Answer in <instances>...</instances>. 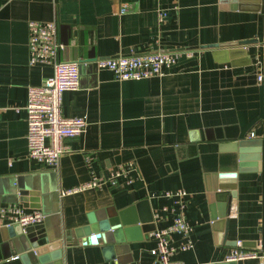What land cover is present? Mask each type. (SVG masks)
Listing matches in <instances>:
<instances>
[{
	"label": "crops",
	"instance_id": "1",
	"mask_svg": "<svg viewBox=\"0 0 264 264\" xmlns=\"http://www.w3.org/2000/svg\"><path fill=\"white\" fill-rule=\"evenodd\" d=\"M256 2L0 0V264H25L20 254L30 245L25 240L22 247L5 235L2 209L8 204L43 212L34 223L41 224L38 248L59 251L61 264H150L157 244L153 231L141 239L108 243L84 240L75 229L88 223L90 212L120 210L141 200L153 211L156 229H162L178 205L165 191L178 188L189 192L186 215L194 245L171 259L216 264L227 260L234 247L218 243L213 217L224 214L218 193L230 184L235 194L226 216L227 242L264 248V6L252 7ZM30 19L57 20L65 43L61 57L79 64V86L62 92V111L85 116L86 126L63 139L66 150L55 166L28 156L27 86L52 73L48 63H29ZM247 38L256 41L234 44ZM215 42L219 45H207ZM242 47L246 53L233 60L230 50ZM158 50L176 52L177 60L146 78L118 79L93 62L100 56ZM242 141L262 145L261 164L241 161ZM120 165L126 172L115 186L63 193ZM171 237L175 245L184 239L179 232Z\"/></svg>",
	"mask_w": 264,
	"mask_h": 264
},
{
	"label": "built area",
	"instance_id": "2",
	"mask_svg": "<svg viewBox=\"0 0 264 264\" xmlns=\"http://www.w3.org/2000/svg\"><path fill=\"white\" fill-rule=\"evenodd\" d=\"M123 5L121 10H125ZM164 12L161 13V16ZM29 63H48L52 73L40 84H28L25 104L27 122L28 156L38 160L43 165L55 166L60 155L66 150L63 139L81 134L85 130L86 118L83 115L67 116L62 111V92L66 89L78 88L80 82L79 64L76 60L64 59L61 51L65 43L60 38L59 22L57 20L39 21L30 19L27 22ZM177 60L173 51H151L147 53H126L117 56H100L93 62L98 68H107L118 79H139L162 74L165 66H170ZM263 79V75H259ZM254 135V132L251 133ZM126 169L120 165L108 175L92 174L89 180L63 190L74 192L87 187H98L101 184L117 185L118 178L125 174ZM165 195L174 196L178 204L173 208V219L166 227L153 230L157 239L155 247L151 248L154 261L150 264H186L174 261L171 256L177 250H187L194 245L191 235L192 225L186 215L189 192L184 188L169 189ZM6 224L18 222L29 225L40 222L44 214L37 208L25 211L20 204H8L2 209ZM155 216V215H154ZM156 218V217H155ZM179 232L183 241L175 245L171 234ZM259 258L251 262L250 259ZM264 248L261 250L245 249L239 241L227 255V260L241 261V264H263ZM119 264H142L129 262Z\"/></svg>",
	"mask_w": 264,
	"mask_h": 264
},
{
	"label": "water",
	"instance_id": "3",
	"mask_svg": "<svg viewBox=\"0 0 264 264\" xmlns=\"http://www.w3.org/2000/svg\"><path fill=\"white\" fill-rule=\"evenodd\" d=\"M239 1V0H232ZM243 1V0H241ZM255 4H252V7L260 8L261 5L264 6V0H255ZM235 3V2H233ZM243 5L244 2H240ZM235 6V5H234ZM249 7L251 5L249 4ZM256 41V38H247L239 41H235L234 44H246ZM208 46H218L219 43H210ZM246 48H232L230 50L231 58H234L242 53H246ZM238 53V54H237ZM91 60L92 58H88ZM232 60V61H233ZM250 145L252 148H249ZM240 150V159L241 161H248V159L257 160L261 159L262 145H257L255 143H249L242 141L239 146ZM249 152L252 153L249 155ZM261 164V160L259 161ZM235 188V185H222L220 186L221 192L218 193L221 197L220 200H223L218 204L219 206L224 207V214L213 213V217L216 218L219 229V239L218 243L227 244V245H236V242L229 243L227 242V233L229 227V219L226 217L230 211L231 199L235 192L230 191V189ZM25 190H20V194H27L28 192H23ZM225 193H227V198L225 200ZM216 197V194H211V199ZM32 198H29L31 201ZM216 201V198L211 200ZM145 200H141L138 203L129 205L120 210H115L113 207L97 209L95 212H90L88 214V223L84 226L78 227L75 229L77 236H84V240H89L90 242H96L97 239L102 238L105 242L108 243H121L124 240L130 239H141L145 236L150 235L149 233L156 229L155 216L151 209L144 208ZM31 207H39L40 205L37 202H31L29 204ZM214 206V205H213ZM217 206V205H216ZM135 208L139 209V212L136 213ZM224 215V216H222ZM220 217V218H218ZM223 217V218H222ZM41 224H29L21 225L18 222L5 224L3 231L7 238H11L13 241L18 243L20 246H24L26 241L29 242V246L23 248V252L20 254V258L25 264H61L60 262V252L53 251L51 249L49 252H42L38 248L37 239L40 238L41 233ZM225 231V233L223 232ZM123 234L125 236H123ZM88 236L89 238H86ZM114 236V237H113ZM116 237V238H115ZM26 240V241H25ZM48 240V239H47ZM48 242V241H47ZM50 244L49 246H51ZM110 248V247H109ZM115 249L118 248L117 244L114 245ZM57 249V248H54ZM216 264H238L236 260H219Z\"/></svg>",
	"mask_w": 264,
	"mask_h": 264
}]
</instances>
